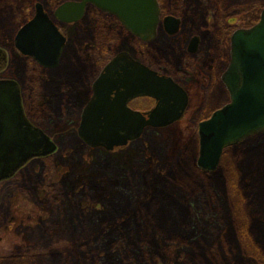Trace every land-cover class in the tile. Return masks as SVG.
<instances>
[{"label": "rangeland", "instance_id": "1", "mask_svg": "<svg viewBox=\"0 0 264 264\" xmlns=\"http://www.w3.org/2000/svg\"><path fill=\"white\" fill-rule=\"evenodd\" d=\"M63 1L65 0H51L46 9L53 13L55 7ZM37 2L43 1L0 0V46L10 56L8 66L0 71V79L14 78L26 86H37V83L46 82L56 87L55 83L58 86L62 83V80L55 78L58 72L82 71L81 74H98L101 71V62L94 57L92 51L101 49L102 35L99 37L102 41H97V44L91 40H86L83 44L82 52L89 59L88 64L74 67L73 62L76 59L70 60L68 57L71 51H67L72 40L75 41L79 36L88 37L97 30L100 23L95 16H85L79 22L58 23L69 39L60 67L55 71H28L25 56L14 45V37L19 28L35 13ZM263 7L264 0L176 2L167 10L182 17L180 30L175 35H169L171 39L159 31L154 39L157 50H170L173 63L168 62L167 57L162 55L160 61L152 59V55L158 54V51L151 49L150 45L140 43L138 37H133L127 30L117 32L118 21L104 22L106 31L112 38L110 52L117 54L128 51L135 57L149 58L155 68L171 69L173 77L189 93L186 112L171 125L147 127L140 138L108 150L101 146H87L77 134L81 112L92 96L90 85L77 83L71 88L76 115H62L57 111L58 94L54 90V93L42 92L43 96L35 107L39 106L45 115H39L31 104V109L27 111L34 123L51 137L56 149L46 156L32 158L22 166L19 169L21 172L16 173H19V181L16 178L12 181L9 178L0 181V210L7 212V207L13 202L15 212L17 211L16 221L10 224L9 230H5V225L11 213L0 215V264H118L116 260L121 253L118 250L119 241L114 249L116 251H104L95 255L94 250L101 242H97L96 246L86 242L83 253L78 250L77 242L81 238L93 239L98 234V218L101 217L97 215L98 211H92L91 214L82 211L85 218L83 222L65 218L68 224L63 228L56 224L57 221L55 227L49 230L44 226L39 228L45 217L59 214L50 203L51 193H47L48 189L51 190L48 192H52L53 188L60 185L68 192L76 189L84 191L91 198L95 197L97 202L102 200V196L110 199L116 197L122 201L125 192L132 196L139 192L144 199L146 189L154 193L167 179L169 188L177 187L174 196L164 201L173 204V207H165L159 199L152 206V212L156 213V217L153 215L156 221L152 222V229L158 230L161 236L155 240L156 244L151 238L154 243L151 246L156 253L154 258L159 264H264V239L256 235L258 225L264 230V204L254 195L258 193L255 190L256 183L264 186V181H259L264 180V137H255L248 141L246 148L258 145L255 151L245 152L240 149L241 154L226 152L217 168H221L219 173L217 169L212 174L197 167L199 123L229 101V93L220 82L213 87H203L208 83L211 60L214 58L218 66L227 64L231 32L239 27H248L250 21L255 23ZM207 10L209 15L205 17ZM227 22L234 24L229 26L226 25ZM227 30H230L228 34ZM193 35L202 39L201 51L196 57L185 52L186 42ZM92 45L94 48H90ZM75 54L77 53L73 51L72 55ZM183 66L191 72L185 74L181 71ZM26 92L30 93L29 90ZM154 102L150 98L137 99L133 105L149 111L155 106ZM226 180L228 188L225 187ZM223 186L228 198L224 196ZM140 196L137 195L138 198ZM221 200L228 205V209L219 205ZM184 210L187 212H183ZM183 215H187L186 222H183ZM24 217L28 219H23ZM218 220L223 222L222 226L218 225ZM78 223L82 226H77ZM50 224L54 225V222ZM196 227H200V230L194 231ZM126 230L128 232V229H122L123 232ZM235 230L239 238L233 233ZM119 231H114V236L118 237ZM136 233L135 250L143 244L146 231L143 229ZM240 233L244 234L239 236ZM219 236H223L221 240ZM32 251L41 252V255L26 257ZM78 252L82 257L78 258ZM85 252H88L87 255ZM18 254L20 258L14 259ZM93 256L97 259L92 260Z\"/></svg>", "mask_w": 264, "mask_h": 264}, {"label": "water", "instance_id": "2", "mask_svg": "<svg viewBox=\"0 0 264 264\" xmlns=\"http://www.w3.org/2000/svg\"><path fill=\"white\" fill-rule=\"evenodd\" d=\"M88 4L116 15L125 28L144 41L158 33L161 8L158 0H68L55 9L62 22H76ZM165 30L176 33L180 20L168 15ZM190 41V51L198 46ZM66 36L60 31L42 2L35 14L19 28L15 47L39 64L56 68L61 61ZM230 60L222 74L230 101L216 109L198 127L197 167L215 171L224 149L264 132V8L259 21L239 28L231 36ZM8 51L0 46V71L8 64ZM92 96L81 112L77 134L90 147L108 150L140 138L147 127H164L180 120L187 109V91L172 77L159 74L130 52L121 51L102 69L92 83ZM148 96L156 100L147 113L129 103ZM51 137L26 115L20 83L0 79V181L14 175L29 160L55 151Z\"/></svg>", "mask_w": 264, "mask_h": 264}, {"label": "trees", "instance_id": "3", "mask_svg": "<svg viewBox=\"0 0 264 264\" xmlns=\"http://www.w3.org/2000/svg\"><path fill=\"white\" fill-rule=\"evenodd\" d=\"M42 1L45 4V6H47L51 3V0H42ZM167 9H168V0H167L166 7L164 9L165 13L168 12ZM92 15L97 17L99 20L100 24H99V27H97V30H94L93 33L91 35H89L88 37L80 38V36H79V38H75V41L72 40V45H71L72 49H70L71 47L67 49V51H69V50L71 51L70 56L68 58L70 60L76 59V61L73 62L74 67L77 65H82L83 63L88 64L89 59H87L85 56H83L84 55L82 52L83 44L86 40H91L92 42L97 44V41H102L101 39H99L100 35H102V37H103L102 47L97 52L95 51V49L92 52H93L94 57L97 58V60H99L101 62L100 63L101 67L103 66V64L108 59H110L114 55L113 52H110V48L112 45V42H111L112 38L110 36V33L108 31H106L107 28L104 26V22H111V21H118V20L116 19L115 16L108 14V13H104L101 10L97 9L96 7L89 5L86 16H92ZM117 28H118V30H116L117 32H120V33L122 31L125 32V28L120 23L117 24ZM229 32H230V30L229 31L227 30L226 34H228ZM133 37H135V36H133ZM138 40L143 45H148L147 43L142 42L139 38H138ZM154 45H156V44H154V41L150 43L151 49L157 50L158 46H154ZM90 48H94V47H90ZM151 49L149 51H152ZM73 51L76 52L77 54L72 55ZM157 51H158V54L152 55V59H155V60L158 59V61H160V59L162 58V57L160 58V56L162 55V56H166L167 59L169 58L171 60L170 50H168V51L167 50L166 51L157 50ZM91 57H92V55H91ZM139 57L144 62H146L152 66L154 65V63H152L149 60V58H146L145 56H139ZM88 58H90V57H88ZM25 60L28 64L27 69L29 72L31 71V72L37 73L41 69L46 70V71L57 70V69H52V70L44 69L43 67L38 65L32 58H30L28 56H25ZM184 69L186 70L187 68L185 66H183V69H181V71H183ZM81 73H82V71L58 72V75H56L55 78H59L60 80H62V83H60L61 84L60 86H58L57 83H55L56 87L53 86L54 84H46V82L37 83L36 84L37 86H34V85L26 86L25 84H21L22 89H23V93H24V103L26 104L27 109H29V110L31 109V107L29 105V104H31L34 106V108L36 109V111L38 112L39 115L44 116L45 114L41 111V108H39V106L35 107V104L43 96L42 92L51 93L52 90H54L55 94H58V96L56 97L57 111H59L60 114H62V115H69V114L76 115L77 113L74 111L75 106H74V102L72 99V91H71L72 89L71 88L74 85H76L77 83L81 84L83 86L85 84L89 85L90 82L97 75L96 73H93V72H91V73L87 72L86 74H81ZM33 79H35V78H32V80ZM52 81L54 82L55 80H52ZM26 90H29L30 93H27ZM36 90L38 91V93L34 94V92ZM54 92H52V93H54ZM28 100H29V102H28ZM28 114H29V111H28ZM48 115H50V114L48 113ZM29 116H30V114H29ZM50 116H52V115H50ZM261 136L264 137V133L249 137L248 139L243 140L242 142L238 143L237 145H234V146L227 148L225 153L233 151V152H238L239 154H241L240 149H243V151H245V152L255 151L258 148V145H250L249 147L247 146L248 149L246 148V145L250 139L255 138V137H261ZM218 170L219 171L217 173H219L221 171V168ZM19 172H21V171H19ZM23 172H25V170H23ZM18 176H19V173L17 175H15L12 179H10V181L15 180V178H16V181H19V180H17ZM259 181H264V180H259ZM168 182H169V179L165 180V182L161 186H158V188L154 190V193L152 192V190L146 189L144 194H145L146 198L149 197L147 199H145V197L143 199L140 196L141 193H139V192L135 193V195H133V196L130 194H127L125 192V196H124L122 201L120 198L118 199L115 197L113 199H110V197L102 196V200L99 202H97L95 197L91 198L84 191L80 192L76 189L74 192H68V191H66V189L64 187H61L60 185L56 186L55 188H53V186H50L51 188H53L52 192H48V191H51L49 189L47 191L48 194L51 193L50 194V203H51V205H53L55 207V210H57L59 214L56 213V214H53L55 216L52 215L50 217L49 216L45 217L43 225L39 226V228L44 226L45 228H47L49 230V229L55 227L56 221H57L56 224L57 225L59 224V226L63 228L68 224L65 221L66 220L65 218H69L72 221L79 219V222H83V220H85V218H84L82 211H85V213H89V214H91L92 211H95V212L98 211L97 215L101 216L100 218H98L99 222H98L97 230H99V232L96 235V237L93 239L81 238L77 242L78 250L82 251L81 253H83V247L86 246V242H88L90 244H94L95 246L98 244L97 242H101L96 247V249L94 250L95 255H97L99 252L102 254L104 251H108V252L116 251L114 249L117 248V242L119 241L118 250H120L122 254L119 251V253H120L119 257L116 260L118 262V264H159V262L154 258V254H156V253L152 251L153 249L151 246V245H154L153 241L157 240V237L161 236L160 233L158 232V230L152 229V227L154 228L152 222L156 221V219L153 217V215H155L156 213L152 212V209H153L152 206L154 204L156 205L155 201L157 199H159V200L163 201V204L166 205L165 207H169V208L173 207L172 206L173 204H169V203L164 202V201H167L169 199V197H173L174 193L177 191V187L175 189L174 186L170 187L171 188L170 189L168 187V184H167ZM19 185L21 186V184H19ZM225 187L228 188L227 180L225 181ZM255 187H256L255 190L258 193L254 194V195L260 201L262 200L263 202H261V203L264 204V186H262L261 184L258 186L256 183ZM226 188H224V186H223L224 196L226 198H228ZM43 193L46 194L45 191H43ZM137 195H138V197L140 196V198H138ZM151 197H152V199H150ZM168 204H169V206H168ZM220 204H221L222 208L225 207L226 209H228L227 208L228 205L223 200H221V202L219 201V205ZM114 210H115V212H113ZM67 211H69L68 214H67ZM183 212H187V211L184 210ZM227 215L228 214L226 213V217H227ZM183 216H184L183 222H186V220H187L186 216L187 215H183ZM155 217H156V215H155ZM54 218H55V220H53ZM171 219H173V218H171ZM222 219H223V217H222ZM50 222H54V225H51ZM225 222H227V221H225ZM222 223L218 220V225L220 224L222 226ZM77 226L81 227L82 225L80 223H78ZM221 226H220V228H221ZM257 228H259L256 232L257 237L260 236L262 239H264V230H262L261 226H259V225ZM122 229H128V232H127V230H126V232H123ZM143 229L146 231L145 238L142 240L143 244L139 246L140 248H137V250H135V247H137L136 243H134L135 233L138 232L139 230H143ZM116 230H120L118 237L114 236V234H113L114 231H116ZM195 230H197V231L200 230V227H196L194 229V231ZM252 232L253 231H251V233ZM233 233H235L236 237L239 238L236 230L233 231ZM92 234H93V232H91V235ZM136 234H138V233H136ZM241 234L243 235L244 233H240L239 236H242ZM84 237H86V236H84ZM222 237L223 236H219V240H221ZM151 238L153 241L151 240ZM253 238L255 239L256 242H258V239L255 238V236H253ZM88 243H87V245H88ZM156 243H157V241H155V244ZM47 247L48 246H46V248ZM48 250H50V249H48ZM63 250H65V248ZM66 251L67 250H65L64 252H66ZM56 252H58V251H56ZM88 252H90V251H88ZM88 252H85L84 254L87 255ZM78 253H79L78 258L82 257V254L80 252H78ZM59 254H62V253L59 252ZM39 255H41V252L32 251L26 257H32L33 258V257L39 256ZM99 256H100V254H99ZM75 258H76V256H75ZM96 259L97 258L93 256L92 260H96ZM77 264H78V262H77Z\"/></svg>", "mask_w": 264, "mask_h": 264}, {"label": "flooded vegetation", "instance_id": "4", "mask_svg": "<svg viewBox=\"0 0 264 264\" xmlns=\"http://www.w3.org/2000/svg\"><path fill=\"white\" fill-rule=\"evenodd\" d=\"M159 1V4H160V8H161V18H160V23H159V26H158V28H159V30L160 31H162L165 35H167L170 39H171V37L169 36V35H175V34H177L178 33V31L180 30V28H181V26H182V17L181 16H179L177 13L175 14V13H170V12H167V13H165L164 12V9H165V7H166V4H167V1L166 0H158ZM180 2L181 0H168V7H172L176 2ZM175 2V3H174ZM45 7V10L48 12V13H50V16L54 19V21H55V23L57 24V26L59 27V24L58 23H64V22H61V21H57L58 19L55 17V15H54V12H55V9L58 7V5L55 7V9H54V11H53V13H51L50 11H48L47 9H46V6H44ZM176 8H178V6H176ZM191 8V6H189L188 7V9H190ZM87 10H88V7L86 8V12H85V14L83 15V17H82V19L87 15ZM100 10V9H99ZM102 11V10H101ZM102 12H104V13H108V12H105V11H102ZM35 14V13H34ZM34 14L31 16V17H29L28 19H27V21L28 20H30L33 16H34ZM108 14H110V13H108ZM112 15V14H111ZM168 15H173V16H175V17H177L179 20H180V28H179V30L176 32V33H174V34H169L166 30H165V28H164V23H163V19H164V17L165 16H168ZM209 15V11L207 10V14H206V16L205 17H207ZM92 16H94V15H92ZM258 17H259V15H258ZM81 19V20H82ZM116 19L118 20V18L116 17ZM81 20H78V21H76V22H79V21H81ZM26 21V22H27ZM118 23H120V21L118 20V22H117V24ZM121 24V23H120ZM232 24H234V23H230V22H227L226 23V25H232ZM252 24H254V22H252V21H250L249 22V26H251ZM215 25V24H214ZM219 26H220V24H219ZM59 29H60V27H59ZM61 30V29H60ZM61 32H62V30H61ZM63 33V32H62ZM64 34V33H63ZM65 35V34H64ZM66 36V35H65ZM195 36H197V35H193L187 42H186V48H185V52H187L188 54H190V55H193L194 57H196V55L201 51L200 49V44L202 43V39H201V37H199V39H198V46H197V48H196V50L195 51H190V41L192 40V38L193 37H195ZM66 44H65V48H64V50L67 48V44H68V41H69V39H68V37L66 36ZM151 42H153V41H149V42H144V43H147L148 45H150V43ZM90 47H93V45L92 46H90ZM184 52V53H185ZM64 53V52H63ZM186 54V53H185ZM116 54H114L113 56H115ZM62 56H63V54H62ZM112 56V57H113ZM10 57V56H9ZM112 57L110 58V59H108L104 64H103V66L101 67V69L100 70H102L103 69V67L112 59ZM136 59H138V60H140L141 62H143L144 64H146L147 66H149L150 68H152V69H154V70H156L157 72H159V74H162V75H166V76H170V77H172L175 81H179L178 79L176 80L174 77H173V72L171 71V69L168 67L167 69L165 68H161V69H159V68H155V67H153V66H151L150 64H148V63H146V62H144L141 58H139V57H135ZM62 59V58H61ZM168 60V62H170L171 63V61L172 60H170L169 58L167 59ZM212 61V68L210 69L211 71L210 72H208L209 74H208V83L205 85V84H203V85H205V86H203L204 88H208V87H213V86H215L218 82H220V84H223V82H222V79H221V75H222V73H223V71H224V69H225V67H226V63H225V65H217V61L215 62L214 61V58L211 60ZM60 63H61V61H60ZM172 63H173V61H172ZM38 65H40L41 67H43L44 69H50V70H52V69H57V68H59L60 67V64L56 67V68H48V67H45V66H43V65H41V64H39V63H37ZM221 66V67H220ZM183 72L185 73V74H188V73H190L191 71H187V70H183ZM100 73V72H99ZM98 73V74H99ZM97 74V75H98ZM96 75V76H97ZM96 76L94 77V79L90 82V86H91V90H92V83H93V81L95 80V78H96ZM21 91H22V98H23V105H24V109H25V113H26V115L30 118V116H29V114H28V111H27V107H26V104L24 103V93H23V89H22V85H21ZM92 93H93V91H92ZM187 93H188V91H187ZM188 97H189V93H188ZM137 99H139V100H142V99H148V97H140V98H136V99H134V100H132L131 102H130V106L132 107V108H136L134 105H132V103H133V101H135V100H137ZM151 99V98H150ZM151 100H153V99H151ZM136 109H140V110H142L141 108H136ZM29 110V109H28ZM143 112H146L145 110H142ZM31 119V118H30ZM19 171V170H18ZM17 173V172H16ZM16 173L14 174V175H12L10 178H9V180L10 179H12L15 175H16ZM25 198V197H24ZM12 202V201H11ZM10 204V203H9ZM8 205V204H7ZM15 206H14V203L12 202V204H11V206H9V207H7V212L8 213H11L10 214V217H9V219L7 220V223H6V225H5V230H9L10 229V224H14L15 223V221H16V212H15ZM0 211H3V210H0ZM7 212H6V210H4L3 211V213H1L0 215H4V214H7ZM23 219H28V217L27 218H23ZM18 221V220H17ZM12 256V255H11ZM13 257V256H12ZM14 259L15 258H20V255L18 254V255H15L14 257H13Z\"/></svg>", "mask_w": 264, "mask_h": 264}]
</instances>
